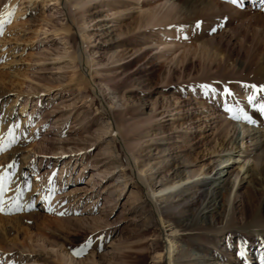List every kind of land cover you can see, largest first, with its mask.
<instances>
[{"label":"rangeland","instance_id":"obj_1","mask_svg":"<svg viewBox=\"0 0 264 264\" xmlns=\"http://www.w3.org/2000/svg\"><path fill=\"white\" fill-rule=\"evenodd\" d=\"M138 1L67 0L62 9L55 0L52 5L0 0V174H13L0 212V264H64L61 255L72 264H162L156 255L170 258L172 252L167 254L164 246L171 241L164 242L159 217L133 169L144 170L154 190L171 176L176 182L197 169L209 148L224 137L221 119L229 116L221 107L219 93L224 89L241 100L250 126L264 136V113L247 104L244 88L257 82L264 86V4L171 0L177 15L169 46L186 57L170 63L160 54L162 46L155 44L162 36L157 26L143 27L154 0ZM208 1L220 6L223 21L216 17L204 25L201 5ZM111 3L122 16L108 12ZM58 9L74 11L58 15ZM66 23L71 41L64 46L51 31ZM38 27L48 33L34 38ZM77 49L91 59L89 69L78 60L57 59ZM200 85H211L217 95ZM192 96L201 97L204 110L216 111L211 126L189 130L188 121L198 122ZM176 119L181 126L173 131ZM234 127L240 136L238 120ZM194 131L190 144L195 151L184 143ZM261 141L257 151L238 141L228 149L231 156L238 149L247 155L245 166L260 160L263 168L264 137ZM123 145L136 161L133 169ZM239 164L231 159L217 165V170L227 166V191L236 171L242 173ZM242 187L248 199L241 206L238 201L232 204L227 225L225 189L217 191L212 207H205L209 194L198 203H175L174 198L170 206L165 196L158 198L165 226L178 231L172 263L212 264L230 250L234 262L242 259L237 247L250 238L253 217L264 215V192L249 180ZM182 189L180 185L178 191ZM195 224L199 229L188 231ZM89 238L91 247L74 255ZM263 246L259 239L249 245L253 253L248 264L264 263Z\"/></svg>","mask_w":264,"mask_h":264},{"label":"bare ground","instance_id":"obj_2","mask_svg":"<svg viewBox=\"0 0 264 264\" xmlns=\"http://www.w3.org/2000/svg\"><path fill=\"white\" fill-rule=\"evenodd\" d=\"M52 0H41L42 3L52 5ZM113 1V0H112ZM258 2L261 0H249V2ZM32 0H28V3H31ZM137 2H139L137 0ZM34 3V2H33ZM114 4V2H112ZM111 4H108V12H112V14H119V17L122 16L120 14L119 6L111 7ZM244 0H242L243 4ZM32 4V3H31ZM30 4V5H31ZM56 8H58L60 5L62 6V9L64 7L67 8V0H55ZM154 6L149 9L146 14L145 18L143 20V23L145 24L143 27L148 26H157L158 30H156L157 33H161V38L158 40L155 44L158 46H162L160 49V54L163 58L170 61V63H175L177 60L186 57L184 52L175 54L176 51L170 48V42H172V30H174L176 27L174 26V21L176 20V15L174 14V11L176 9L175 2H171V0H154ZM201 12L206 14L207 21L204 25H207L210 21L216 20L217 17L218 20H224L225 15L220 12V6L215 1H208L206 4L201 5ZM122 7V6H121ZM226 7V6H225ZM249 7V6H248ZM80 6H76L75 9H79ZM249 9V8H248ZM74 10L70 9L69 11L66 10L65 12L61 11L60 9L57 10L58 15H66L69 13H72ZM141 11V10H139ZM215 11L216 14L213 15L210 12ZM21 14V12H18V15ZM194 19H198L197 17H194ZM183 20V19H182ZM45 22V21H44ZM180 22V21H179ZM184 21H181V23ZM46 23V22H45ZM53 26V25H52ZM209 29V28H208ZM71 31V27L69 24H65L63 26H54L52 28L51 34L53 36H57V38L60 40V42L63 43L64 46H67V44L70 43L71 37L68 36L69 32ZM80 34V29L78 30ZM48 31L44 27H38L33 32V37L36 38L39 35L47 34ZM206 37V34L203 38ZM56 38V37H55ZM81 45H83V39L80 37ZM33 39V38H32ZM31 39V40H32ZM29 41V40H28ZM205 41V40H204ZM155 42V41H154ZM203 42V41H202ZM153 43V42H152ZM203 44V43H202ZM200 44V45H202ZM69 48V47H68ZM83 48V46H82ZM61 58H68L70 61L78 60L79 63L82 65L83 69H89L91 64V59H89L81 50H76L75 53L66 54V56H58L57 59ZM87 79V78H86ZM91 80V79H90ZM262 80V79H261ZM87 81V80H86ZM264 81V80H263ZM89 83V80L87 81ZM254 82V81H253ZM259 84V82H257ZM263 83V82H262ZM256 83H250L246 85H255ZM256 84V85H258ZM261 85V84H259ZM258 85V86H259ZM245 86V85H244ZM262 86V85H261ZM96 92V91H95ZM199 94L200 91H198ZM25 105L28 100V97H25ZM190 100H193L195 106V116L194 118L198 120V122L193 121L192 119L189 122V130H199L201 124H205V127L211 126V120L215 116L216 111L214 109H208L204 110V101L201 99L200 96H192L190 97ZM15 100H13L14 102ZM181 104V103H180ZM207 104V103H206ZM25 105L23 106V112L25 113ZM246 103H244V106L246 107ZM197 106V108H196ZM206 108V106H205ZM193 114V113H192ZM254 119L256 120L257 116L253 115ZM224 123L221 124V130L224 132V137L219 142H215L211 148H209L208 152L206 153L208 157L203 159L199 165H195L194 167L197 169L190 170L186 172L187 176H185L184 179H179L178 181L174 182L175 178L173 176L165 179V181H161L158 188L154 190V187L152 188L146 181L145 171L144 170H137L133 169L136 166L135 159L129 155V147L127 145H123V149L126 152L127 161L129 164H131L132 169L134 173H136V179L138 181V185L145 189L147 202L149 206L152 208L154 213L159 217V223H160V231L162 238L164 242L167 240L171 241V243L164 246V250L169 252H172V255L170 258L164 257V253H159L156 255V260L159 263L162 264H175L172 263V259L174 258V253L177 250V246H175L174 239L177 237V230L174 229V227L165 226L163 221V209L162 206L159 203L158 198L164 197V202L167 203V206H170L171 204H174L173 199L176 198L175 203H180L182 201H190L192 203H198L199 200L204 198L207 199V196L209 194V198L207 199L206 206L209 205V207L215 206V202L217 200V194L218 190L225 189L224 196L227 197V203L228 208L226 211V222L225 225L232 222V217H229V213L232 212V204L235 203V201H238L240 206L244 203V200L248 199V192L244 190L242 187L243 182L245 180H249L250 182H253L257 187L261 189L262 192H264V167H260L259 163L260 160H255L254 165L245 166L243 164L244 159H247V155L243 156V152H241L239 149L235 152L236 156L233 155V152L231 149H228V147H231L236 144V141L240 142L241 145L250 144L253 146V151H257L261 149L262 147V141L261 138L264 137L261 134V129H255L250 126V122H245L244 120H238L242 126V134L239 136L236 134V129L234 127L235 120L229 118V116H224L223 119H221ZM193 122H195V126L193 125ZM237 122V121H236ZM172 124V130L176 131L179 129V122L178 119H176ZM181 126V125H180ZM212 129V128H210ZM197 133V132H196ZM196 133L194 131L193 134H190V132L186 135L187 141L184 142L186 145L189 146L190 150L195 151L194 145H191L190 143L193 142L196 138ZM184 137V136H183ZM182 137V140L184 139ZM179 139V137L177 136ZM191 146H190V145ZM235 148V147H234ZM237 148V147H236ZM264 153V152H263ZM227 155V158L223 160V157ZM187 157V156H186ZM236 158V159H235ZM234 160V162H239L238 168L242 170V173L240 175V171H236L234 174V180L230 185L229 191L226 190V183L225 179L223 178L227 174H223L227 166L221 168L220 170H217V165H222L224 163H228L230 160ZM248 160V159H247ZM224 161V162H223ZM189 163V161H187ZM246 162V161H245ZM165 168V167H163ZM136 171V172H135ZM176 176V175H174ZM102 177V176H99ZM50 179L49 177L47 178ZM48 184V183H47ZM183 188L181 191H178V188ZM218 191V192H217ZM172 192V193H171ZM60 194V193H58ZM255 194V192H254ZM204 200V201H205ZM210 209V208H209ZM204 210V209H203ZM161 216V217H160ZM255 223L254 229L250 232L248 231V234H250L249 239H244L241 244L238 245V256L242 257V259L237 260L234 262L231 259L232 254L234 252L227 251V254L220 255V260L217 262H213L212 264H248L251 260V253L252 249L249 247L250 244H253L256 239H259L260 244L264 245V215L263 214H256L253 217L252 220ZM196 226V224H195ZM195 226H192L188 231H195L199 228H195ZM196 238V237H195ZM231 249V248H230ZM264 250V246L262 248ZM260 249V250H262ZM259 250V251H260ZM243 253V254H241ZM264 253V252H263ZM166 254V255H167ZM61 262L64 264H72L71 260L64 255H61ZM264 264V263H263Z\"/></svg>","mask_w":264,"mask_h":264},{"label":"snow or ice","instance_id":"obj_3","mask_svg":"<svg viewBox=\"0 0 264 264\" xmlns=\"http://www.w3.org/2000/svg\"><path fill=\"white\" fill-rule=\"evenodd\" d=\"M227 3L230 4H238L242 3V0H226ZM261 3L264 4V0H261ZM11 15V13H9ZM201 22H197L196 27L198 28L200 26ZM202 90L206 91L207 93H211L213 96L217 95V91L212 88L211 85H200L199 86ZM245 92H246V101L248 105L255 104L256 108L259 109L260 112L264 113V86H258V85H245ZM221 98V107L222 111L227 113L229 115V118L234 120H244L245 122H251L250 118L243 112V110L239 107L241 100L236 98L234 93L229 89H224L222 92L219 93ZM258 95L261 97V99H258ZM17 128L19 125L16 126ZM0 151H3V149H0ZM15 166V162L12 164H9V168H13ZM13 174L8 173L6 170L3 174H0V212H4V206L7 203L4 200V196L6 192L8 191L7 185L11 182V177ZM55 175V174H54ZM50 184L53 183V181L50 179ZM18 192H20L19 189H17ZM49 194L54 192L53 188H49L47 190ZM20 197L22 198V192H20ZM46 201L50 200V196L45 197ZM16 204V207L19 209V198H16L14 201ZM4 214H11V213H4ZM61 215H64V213H60ZM103 239V238H100ZM93 241L91 238H89L84 245L80 247V249L74 251V255H80L82 252H84L87 248H90ZM243 254V253H241Z\"/></svg>","mask_w":264,"mask_h":264}]
</instances>
